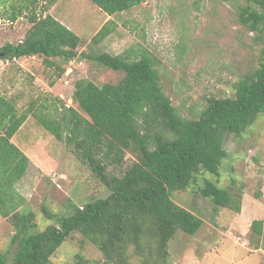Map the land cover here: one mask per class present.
<instances>
[{"label":"trees","instance_id":"16d2710c","mask_svg":"<svg viewBox=\"0 0 264 264\" xmlns=\"http://www.w3.org/2000/svg\"><path fill=\"white\" fill-rule=\"evenodd\" d=\"M57 1L0 0V19L13 24L23 18L30 24L18 43L0 47V60L36 56L47 67L55 68L57 63L61 67L86 59L121 71L123 77L116 84L101 86L87 79L75 81L71 100L77 108L63 105L61 112L54 109L60 113L53 117L45 114L47 108L36 100L19 113L13 101L0 95V156L14 161L15 180L25 174L29 160L9 140L31 116L57 141L72 146L76 157L87 163L109 195L81 207L73 205L67 216L57 217L43 207L46 219L54 220L57 226L51 224L37 232L35 214L20 211L16 198L0 194V217L10 223L11 242L18 246L13 264H52L50 258L56 249L75 232L94 245L103 260L91 263L76 255L73 264H129L130 247L143 264L154 258L165 264L167 246L176 231L193 235L202 223L176 205L170 194L185 190L201 172L218 177L226 158L225 134L239 137L264 113V60L235 84L233 97H209L197 117L186 118L165 95L148 52L133 58L132 50L119 55L78 54L80 37L49 14ZM87 1L108 16L143 2ZM246 1L238 20L256 31L264 20V0ZM111 24L107 21L100 27L91 38L93 45L111 33ZM58 71L61 74L63 69ZM126 153L135 160L125 167ZM108 168L120 173L108 174ZM199 194L212 202L214 215L219 208L240 211V192L204 179ZM249 228L264 242V219L253 220ZM0 264H7L1 254Z\"/></svg>","mask_w":264,"mask_h":264},{"label":"rangeland","instance_id":"374dc122","mask_svg":"<svg viewBox=\"0 0 264 264\" xmlns=\"http://www.w3.org/2000/svg\"><path fill=\"white\" fill-rule=\"evenodd\" d=\"M246 0H143L132 9L107 17L87 0H58L49 14L81 39L77 53L107 52L119 55L132 50L133 56L148 52L155 62L160 85L181 116L195 118L209 97L234 96L235 84L264 60V20L250 31L238 20ZM107 21L112 31L99 44L91 38ZM23 18L10 24L0 19V47L18 43L29 29ZM23 68L19 67V64ZM63 66V68H62ZM55 68L41 57L0 60V77L21 75L28 92L16 90L11 97L21 109L30 101L45 102L49 117L65 107L77 108L71 100L75 81L87 79L97 86L116 84L123 72L104 68L86 59H76ZM59 69L63 72L59 74ZM38 80L34 83V79ZM26 82V83H25ZM47 88L53 92L43 91ZM55 108L60 112H56ZM31 128L34 129L30 135ZM30 144L27 148L38 164L27 172L20 211L35 214L36 231H43L54 220L46 219L43 207L57 217L72 213L109 190L102 185L86 162L78 159L72 146L57 141L31 117L14 138ZM219 176L201 172L185 190L173 191L171 200L196 215L201 225L193 235L176 231L167 246L165 264H264V242L253 236L250 224L264 219V113L246 127L239 137L225 134ZM135 158L126 153L124 166ZM42 163H45L43 166ZM120 171L107 169V173ZM34 174V175H33ZM204 179L232 192H240V211L219 208L199 194ZM10 223L0 219V254L13 264L18 246L12 244ZM91 262L103 260L101 252L75 232L56 249L52 264H73L75 256ZM129 264H143L129 248ZM149 264H162L154 258Z\"/></svg>","mask_w":264,"mask_h":264},{"label":"crops","instance_id":"0c3cea01","mask_svg":"<svg viewBox=\"0 0 264 264\" xmlns=\"http://www.w3.org/2000/svg\"><path fill=\"white\" fill-rule=\"evenodd\" d=\"M107 17H110L107 15ZM30 58V57H29ZM19 64V63H18ZM20 68H23V66L21 64H19ZM38 79L35 78L34 79V83L37 81ZM25 81V77H21V75H9L7 77L2 76L0 77V95L3 96L4 98L13 101V103L15 104L16 110L20 113L22 111H24L26 109V106L24 109L20 108V105L18 104V102L16 101V99H14L13 97H11V93L16 91V90H22L25 93L28 92V86L24 85L21 86V84H24ZM26 83V82H25ZM45 94H47L46 92H53L52 89L47 88L46 90L43 91ZM30 103V102H29ZM40 103V102H39ZM42 105L45 106V102L42 103ZM46 107V106H45ZM45 112V111H44ZM31 116H29L25 122L22 124V126L18 129V131L10 138L9 143L14 145L20 152H22L29 160L28 166L26 168V172L25 174L18 178L17 180H15V175L13 172V167H14V161L13 160H7L5 161L4 158L2 156H0V191H1V195H9L12 196L13 199L15 200L16 198V203L18 206L21 205L22 202H20V198L22 199V201L24 200L22 197V188H25V179H26V174L29 171L30 168H34L37 169L38 164L35 162L34 158L31 156V153L29 151L28 145L30 144H26V143H21V146L18 145L15 141L14 138L15 136L21 131L23 130V128H25L27 121L30 120ZM33 118V117H32ZM34 119V118H33ZM35 121V120H34ZM40 126V125H39ZM45 132H47L42 126H40ZM34 131L33 128H31L30 130V135H32V132ZM48 133V132H47ZM0 152H2V147L0 145ZM42 165L44 166L45 163H42ZM34 175V174H33ZM2 217H0L1 219ZM3 219V218H2Z\"/></svg>","mask_w":264,"mask_h":264}]
</instances>
